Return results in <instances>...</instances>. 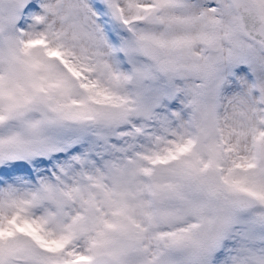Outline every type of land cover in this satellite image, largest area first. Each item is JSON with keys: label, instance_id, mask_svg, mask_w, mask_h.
<instances>
[{"label": "snow or ice", "instance_id": "1", "mask_svg": "<svg viewBox=\"0 0 264 264\" xmlns=\"http://www.w3.org/2000/svg\"><path fill=\"white\" fill-rule=\"evenodd\" d=\"M0 264H264V0H0Z\"/></svg>", "mask_w": 264, "mask_h": 264}]
</instances>
